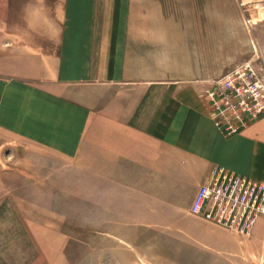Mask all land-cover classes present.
<instances>
[{
	"label": "crops",
	"instance_id": "crops-1",
	"mask_svg": "<svg viewBox=\"0 0 264 264\" xmlns=\"http://www.w3.org/2000/svg\"><path fill=\"white\" fill-rule=\"evenodd\" d=\"M240 2L255 21L251 32ZM154 13L156 21L125 22L123 38L109 33L112 24L102 29L96 22L97 0H60L50 45L7 39V30L20 36L30 23L0 28V130L65 151L80 150L91 134L94 155L102 146L109 155L116 151L131 169L124 174L155 185L162 207L191 209L219 168L264 182V114L230 134L202 96L229 64L264 59V0H204L199 16L192 12L177 23L164 21L162 5ZM219 46L226 47L220 68H192L199 56H211L208 47ZM188 64L192 69L182 71Z\"/></svg>",
	"mask_w": 264,
	"mask_h": 264
},
{
	"label": "rangeland",
	"instance_id": "rangeland-1",
	"mask_svg": "<svg viewBox=\"0 0 264 264\" xmlns=\"http://www.w3.org/2000/svg\"><path fill=\"white\" fill-rule=\"evenodd\" d=\"M58 1L0 0V28L30 23L31 37L7 30V39L50 45L47 36L60 25L52 16ZM191 1L196 11L190 0H97L96 22L112 24L109 33L124 38L125 22L156 21L157 6L162 5L166 23L184 21L192 12L199 16L204 0ZM252 27L247 26L250 32ZM207 50L212 57L191 62L200 73L224 63L226 47ZM256 59L254 64L264 65L261 54ZM192 68L188 64L182 71ZM216 74L211 80L222 73ZM109 152L102 146L96 157L91 134L80 150L65 151L0 130V264H264L263 217L245 237L186 206H157L155 185L124 174L131 169L116 151ZM211 233L213 238L207 236Z\"/></svg>",
	"mask_w": 264,
	"mask_h": 264
},
{
	"label": "built area",
	"instance_id": "built-area-1",
	"mask_svg": "<svg viewBox=\"0 0 264 264\" xmlns=\"http://www.w3.org/2000/svg\"><path fill=\"white\" fill-rule=\"evenodd\" d=\"M246 25L255 21L244 2ZM202 96L216 124L228 133H237L264 114V65L248 60L217 79L209 80ZM191 213L252 236L264 218V182L219 168L199 187Z\"/></svg>",
	"mask_w": 264,
	"mask_h": 264
}]
</instances>
